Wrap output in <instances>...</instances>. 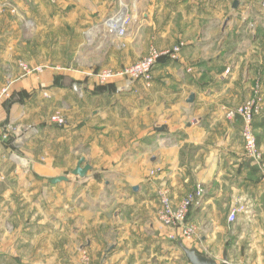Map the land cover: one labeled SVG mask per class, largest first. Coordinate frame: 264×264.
Returning <instances> with one entry per match:
<instances>
[{
	"label": "crops",
	"instance_id": "0c3cea01",
	"mask_svg": "<svg viewBox=\"0 0 264 264\" xmlns=\"http://www.w3.org/2000/svg\"><path fill=\"white\" fill-rule=\"evenodd\" d=\"M39 1L48 0H0V89L10 83L12 93L0 100V135L24 134L27 124L41 130L26 133L20 153L0 138V264H79L81 250L95 264H192L180 241L219 264L225 253L229 264H264V182L246 157L243 121L227 117L257 79L264 93L263 0H241L237 9L234 0H58L47 24L36 20ZM122 3L132 15L128 33L105 38L104 18ZM9 10L35 18L37 32L61 31L58 45L23 37L16 22L4 23ZM91 29L98 45L84 56ZM178 44V57L159 60L150 86L96 81L103 65L119 68ZM54 51L62 57H46ZM19 61L44 71L26 73ZM55 111L66 125L48 121ZM253 125L264 153V109ZM54 144L64 168L52 162ZM37 145L47 147L44 163ZM82 157L92 166L85 177L72 174ZM154 166L155 181L147 178ZM59 176L68 180L52 181ZM157 185L174 205L205 188L187 218L192 237L158 221Z\"/></svg>",
	"mask_w": 264,
	"mask_h": 264
},
{
	"label": "built area",
	"instance_id": "2783aa9c",
	"mask_svg": "<svg viewBox=\"0 0 264 264\" xmlns=\"http://www.w3.org/2000/svg\"><path fill=\"white\" fill-rule=\"evenodd\" d=\"M51 3H56L58 0H48ZM264 5V0H263ZM132 22V15L130 13L127 4L122 3L117 13L111 18L107 19L104 23L105 30L102 31L105 36L109 38L125 37L128 33L129 26ZM101 32V33H102ZM182 44H178L169 49H157L152 47L149 53L140 58L138 61L124 66L121 70L104 69L98 76L97 80L99 84H107L110 82H117L120 80L121 89L131 88L135 83L142 81L148 86L154 80V70L159 60L167 56L171 59H176L181 51ZM20 66L27 73L33 72L36 68L20 61ZM43 71L42 69H38ZM11 90L8 87H4L0 94V100L11 97ZM264 109V93L261 80L257 79L252 87L251 97L242 105L238 107L229 108L227 111L228 119H235L240 117L243 121L242 137L244 142V150L246 157L255 165L261 175V179L264 182V153L260 149L257 143V138L254 130L255 118L262 113ZM52 123L58 126L66 125V118L61 115H55L52 118ZM35 126H27L26 130H33L34 134H37L39 130ZM33 136V133H32ZM2 140L7 138V135L0 137ZM24 136L20 133H16V136L11 143L19 144ZM205 188L198 186L194 191L186 194L178 205H174L171 196L166 189L160 190V211L159 220L162 225L171 227L173 229H179L181 235L186 238H190L194 234V227L188 223V216L191 209L198 205L201 199L205 195ZM244 210V207L234 209L228 216L230 222H234L237 218V213ZM172 240H177L178 237L175 234L170 235ZM79 264H95L91 254L84 250L81 253Z\"/></svg>",
	"mask_w": 264,
	"mask_h": 264
},
{
	"label": "rangeland",
	"instance_id": "374dc122",
	"mask_svg": "<svg viewBox=\"0 0 264 264\" xmlns=\"http://www.w3.org/2000/svg\"><path fill=\"white\" fill-rule=\"evenodd\" d=\"M40 2V1H39ZM120 2V0H114V3H113V6L114 5H116V4H118ZM26 4L28 3V1L27 2H25ZM25 4V5H26ZM56 5H57V3H51V2H49V1H46V2H43L42 4H41V2H40V4L38 5V6H41V14L40 15H37L36 17V20L38 21V22H40V23H43V24H47V22L49 21V20H47V19H49V18H47V13H46V11L47 10H49V9H53V8H55L56 7ZM9 9H11L10 7H8ZM117 11L118 10H112L109 14H107L106 16H105V18H104V23L107 21V19H109V18H111L112 16H114L116 13H117ZM9 12H10V14H8V13H6L5 14V12H4V23L6 22V23H8V22H10V23H15L16 22V24H18L19 26H20V31H21V33H22V35H23V37H26V38H33L35 35H37L38 34V37H37V42L39 43V45H40V43L42 44V43H46V45H49V46H51V47H53V46H56V45H58V43L60 42V33H62L61 31H59V30H50V29H47V30H45V29H42L41 31H39V32H37V31H35V30H33L32 28H30V25L31 24H34L33 22H34V20H35V18L33 19L31 16H29L28 14H13L10 10H9ZM59 19H60V17H58ZM65 19H60V20H54V21H58V22H63ZM67 21V20H66ZM97 21V20H96ZM93 22V21H91L90 20V22H92V23H88V24H91L92 26L91 27H94V26H97L98 24H100V23H98V22ZM55 23H52V25H54ZM57 28V27H56ZM59 28V27H58ZM95 31L96 30H88L87 32H86V43L87 44H89L88 46H86V47H84V49L83 50H81V52L80 53H82L84 56H86V55H88V54H92V53H94L95 52V48H94V42H95V40L93 41V39H95ZM105 38H106V36H105ZM151 49V48H150ZM150 51V50H149ZM59 52H61V51H59ZM58 51L57 52H55L54 51V54H52V55H47L46 57H51L50 59H53V58H56V59H59V58H61L62 57V54L61 53H59ZM149 53V52H148ZM147 53V54H148ZM146 54V55H147ZM145 55V56H146ZM36 57H39V55L38 56H36ZM144 57V56H143ZM138 61V60H137ZM136 62V61H135ZM25 63V62H24ZM54 63H55V65H58V63L57 62H55L54 61ZM134 63V62H133ZM27 64V63H26ZM130 64H132V63H130ZM130 64H127V65H124V66H128V65H130ZM29 65V64H28ZM88 65V64H87ZM19 66H20V61H19ZM99 66V65H98ZM124 66H122V67H119V68H115V67H109V66H101V67H99V69H97L96 70V72L94 73V76L96 77V81L98 82V80H97V76H98V74L102 71V70H104V69H112V70H114V71H116V70H121ZM21 67V66H20ZM22 68V67H21ZM33 68H36V70L35 71H33V72H37V73H40V72H43L44 71V68L43 67H40V66H35V67H33ZM38 69H42L43 71H39ZM24 72H26L25 70H23ZM33 72H30V73H33ZM27 73V72H26ZM122 82V81H121ZM116 83H118V85L120 84V81H118L117 80V82ZM98 84H99V82H98ZM108 84V83H107ZM99 85H106V84H99ZM4 87H8L10 90H11V84L10 83H8V84H6V85H4L3 87H1V89H0V94H1V91H2V89L4 88ZM253 87V86H252ZM252 95V94H251ZM11 97H12V94H11ZM251 97V96H250ZM249 97V98H250ZM248 98V99H249ZM248 99H246L243 103H245ZM243 103H241V104H239V105H237V106H235V107H238V106H240V105H242ZM61 115V116H63V117H65L61 112H59V111H55V112H53L50 116H49V118H48V121H52V118L55 116V115ZM52 123V122H51ZM35 126L38 130H39V132L37 133V134H34V132H32L31 130H26V131H24V134H22L24 137H26L27 136V134L26 133H28V132H30V133H33V136L35 137V136H38V135H40V132H41V130H40V128H39V126H37V125H35V124H27V126ZM26 126V127H27ZM34 127V128H35ZM4 135H7V138H5L4 139V142H6V143H9L10 145H11V143H13V140H14V138H15V136H16V134H14V135H10V134H8V131L7 132H5V133H3L2 135H0L1 137L2 136H4ZM29 137H32V135H30ZM24 139H26V138H22V141H21V143L19 144V145H17V144H13L14 146H15V150H16V153H20V150H22V148H21V146H23V144H24ZM38 146V145H37ZM59 144H54V146H53V152L51 153L52 154V162H53V164H55L56 166H58V168H64V166H62L61 165V160L59 161V160H56L55 158L57 157V155H58V153L57 152H59ZM20 147V148H19ZM42 148V149H41ZM47 148V147H46ZM46 148H43V146H38L36 149H35V151H37L36 152V155H37V158H36V161H38V162H42V163H44L45 161H47V156H45V155H47V154H45L44 152H45V150H46ZM49 150H50V148H49ZM51 150H52V148H51ZM54 153H55V156H54ZM23 155V154H22ZM33 161V160H32ZM71 160H69V163H71L70 164V166H72L73 164H72V162H70ZM25 162L28 164V163H30V160H25ZM51 162V161H50ZM155 163V162H154ZM54 165V166H55ZM160 173V168L158 167V166H154L153 168H151V169H149V171H148V173H147V178H151V179H153L154 181H155V178H156V176L158 175ZM159 185H160V183H158ZM158 186V185H157ZM154 196H155V198L154 199H156V204H157V207H155V212H156V216H157V218H158V221H160L159 220V211H160V186H158V187H156V190H155V192H154ZM153 223L155 224V225H157L154 221H153ZM167 227V226H166ZM171 228V227H170ZM159 230V229H158ZM178 237V236H177ZM82 252H83V250H81ZM80 251V252H81ZM87 252H89V251H87ZM89 254H90V252H89ZM80 257H81V255H80ZM154 260V262H160V259H158V257H156L155 256V258H153ZM151 260V259H150Z\"/></svg>",
	"mask_w": 264,
	"mask_h": 264
},
{
	"label": "water",
	"instance_id": "95a60500",
	"mask_svg": "<svg viewBox=\"0 0 264 264\" xmlns=\"http://www.w3.org/2000/svg\"><path fill=\"white\" fill-rule=\"evenodd\" d=\"M241 0H234L233 2V8L237 9L240 5ZM95 46L98 45V41L94 42ZM94 46V47H95ZM195 98L194 94H191L188 98L189 102H192ZM92 166L86 162V159L84 157L80 158L76 168L73 170L72 174L73 175H77L80 177H85L87 175V173L91 170ZM65 180L67 181L68 178L66 176H59L54 178L52 181L53 182H59ZM180 246L182 247L186 257L189 259V261L192 264H219L215 259L208 257L204 254H201L197 251L196 247H188L186 245L183 244L182 241H180ZM221 264H229L228 262V256L225 253L224 254V259L223 262Z\"/></svg>",
	"mask_w": 264,
	"mask_h": 264
}]
</instances>
